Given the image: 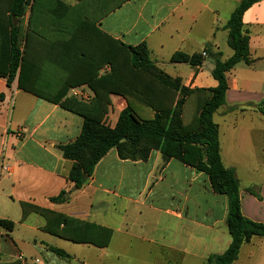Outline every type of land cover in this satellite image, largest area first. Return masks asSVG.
I'll return each instance as SVG.
<instances>
[{"label":"crops","instance_id":"obj_1","mask_svg":"<svg viewBox=\"0 0 264 264\" xmlns=\"http://www.w3.org/2000/svg\"><path fill=\"white\" fill-rule=\"evenodd\" d=\"M61 1L78 5V0ZM241 1L129 0L97 27L126 45L146 43L165 73L189 89L210 91L218 86L212 75L216 54L226 61L234 53L224 27ZM243 26L251 63L227 74V103L214 121L223 164L240 182L242 214L264 224V115L259 109L264 103V0L245 12ZM176 52L199 54L203 63H172ZM71 95L90 101L94 93L84 85L72 88ZM111 99L105 123L113 128L127 103L117 95ZM83 125L81 116L20 90L17 82L9 87L0 77V219L15 223L13 231H0V264H205L229 248L227 197L212 190L205 173L167 160L158 150L147 161L134 162L112 149L85 187L73 191L74 162L58 146L74 142ZM63 191L68 201L50 200ZM23 203L111 229V242L99 248L62 239L45 230L41 214L30 212L23 219ZM233 264H264V237L245 243Z\"/></svg>","mask_w":264,"mask_h":264},{"label":"trees","instance_id":"obj_2","mask_svg":"<svg viewBox=\"0 0 264 264\" xmlns=\"http://www.w3.org/2000/svg\"><path fill=\"white\" fill-rule=\"evenodd\" d=\"M127 1L78 0L70 7L61 0H0V77L9 87L17 82L20 90L84 119L80 136L58 146L63 157L74 162L69 176L73 191L85 187L112 149L122 160L134 162L147 161L158 150L167 160L205 173L212 190L227 197L232 237L229 248L209 256L205 264H233L245 243L264 237V224L242 214L240 182L235 170L223 164L214 115L227 103V74L242 62L251 63L243 16L261 0H242L225 25L234 53L226 61L216 54L212 75L218 86L210 91L189 89L181 79L169 76L156 65L146 43L126 45L99 30L97 23ZM170 61L198 67L203 57L176 52ZM84 85L94 93L90 101L69 96L72 88ZM113 95L127 106L111 128L105 121ZM259 109L264 115V103ZM66 193L50 200L66 202ZM22 207L23 219L30 212L41 214L47 220L45 230L62 239L99 248L111 242V229L26 203ZM14 228V222L0 219V231ZM51 249L62 258L71 257Z\"/></svg>","mask_w":264,"mask_h":264},{"label":"rangeland","instance_id":"obj_3","mask_svg":"<svg viewBox=\"0 0 264 264\" xmlns=\"http://www.w3.org/2000/svg\"><path fill=\"white\" fill-rule=\"evenodd\" d=\"M246 156H247V154L245 152L242 153V155H241L242 164H241V166H239V171L241 174L246 172V167H245L246 166Z\"/></svg>","mask_w":264,"mask_h":264},{"label":"built area","instance_id":"obj_4","mask_svg":"<svg viewBox=\"0 0 264 264\" xmlns=\"http://www.w3.org/2000/svg\"><path fill=\"white\" fill-rule=\"evenodd\" d=\"M205 55V54H204ZM88 99V98H87ZM4 170H8V167H5Z\"/></svg>","mask_w":264,"mask_h":264}]
</instances>
